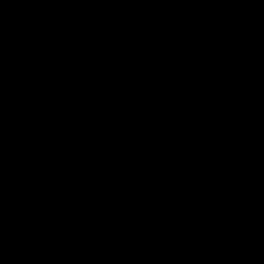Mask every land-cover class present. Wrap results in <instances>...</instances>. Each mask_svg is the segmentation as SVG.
Returning <instances> with one entry per match:
<instances>
[{"label":"water","instance_id":"obj_1","mask_svg":"<svg viewBox=\"0 0 264 264\" xmlns=\"http://www.w3.org/2000/svg\"><path fill=\"white\" fill-rule=\"evenodd\" d=\"M0 264H264V0H0Z\"/></svg>","mask_w":264,"mask_h":264}]
</instances>
